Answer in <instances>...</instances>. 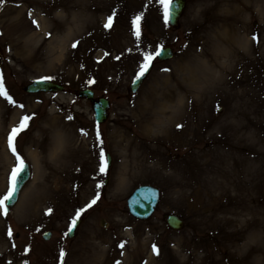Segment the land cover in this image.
Instances as JSON below:
<instances>
[{
    "label": "rangeland",
    "instance_id": "1",
    "mask_svg": "<svg viewBox=\"0 0 264 264\" xmlns=\"http://www.w3.org/2000/svg\"><path fill=\"white\" fill-rule=\"evenodd\" d=\"M185 1L171 27L164 23L169 4L163 0H0V92L11 97L0 95V197L21 161L31 170L16 205L0 211V264H61V250L62 264H264V0H231L224 8L217 0ZM80 3L97 12L70 8ZM232 5L238 45L229 48L233 61H220L221 72L206 59L219 49L217 16ZM109 15L113 21L105 28ZM164 47L172 58L155 57L147 79L131 93L144 57ZM246 65L254 72L250 93L249 82L242 89L237 81ZM35 79L65 90L26 94L23 87ZM83 88L109 100L103 124L94 122L91 103L76 96ZM162 95L171 98L168 104L158 103ZM163 109L156 125L154 113ZM25 116L33 119L15 138L14 152L8 137ZM50 120L63 122L75 145L89 150L68 171L70 187L61 197L52 186L51 134L44 130ZM150 122L155 125L146 135ZM33 139L42 143L39 150L30 146ZM115 140L130 141L134 152L122 157ZM101 149L110 168L97 189ZM141 185L159 191L146 221L132 218L126 205ZM97 191L101 198L67 238L76 210ZM168 214L183 220L181 230L167 227Z\"/></svg>",
    "mask_w": 264,
    "mask_h": 264
},
{
    "label": "bare ground",
    "instance_id": "2",
    "mask_svg": "<svg viewBox=\"0 0 264 264\" xmlns=\"http://www.w3.org/2000/svg\"><path fill=\"white\" fill-rule=\"evenodd\" d=\"M216 1V0H215ZM219 1L221 7H227L229 6L231 0H217ZM228 3V4H227ZM72 9L80 10L81 13H87L92 8L84 6L83 4H72ZM234 6H230L228 10L222 9V15L219 17L217 16L218 20L217 23L221 24L218 31H215L214 35V42L218 43V50L213 51L211 54L207 55L206 61L208 63L213 62V65H215L219 71L224 72L225 66L222 65L220 62L222 59H230L234 60L232 58L231 48L235 45H238V41H234V37L236 36L235 32V24L239 21V18L237 17L236 13H238L236 10H232ZM230 9L232 11H230ZM235 9V8H234ZM93 10V9H92ZM93 12H97V10H93ZM236 12V13H235ZM241 33V32H240ZM244 37V35H243ZM223 46H226L225 48H222ZM230 48V50H229ZM247 68V69H246ZM229 67H227V70ZM226 70V71H227ZM253 68L246 65L243 67V70L238 75L237 81L238 86H240L242 89L245 87V85L249 82L248 90L249 93L253 90V85L250 84V79L253 77ZM262 79L264 84V67L262 70ZM264 98V93H263ZM262 98V99H263ZM170 97L166 95H162L158 103L162 104H168V101H170ZM168 100V101H167ZM155 104L154 100L151 101ZM262 109L264 112V100H262ZM155 115H157L155 118L156 125L160 118L164 117L166 114L165 109L161 110L160 112H155ZM21 114H17L16 119ZM160 117V118H159ZM145 124V123H144ZM155 125V123L145 124L144 126V134L150 135L151 134V125ZM11 129V128H10ZM9 129L6 130V132L3 135V139H1V143L4 147V150L8 147V142L5 139L7 134L9 133ZM47 135L51 134V137H49V141L47 144L48 149H51V159L55 163L54 166V179H53V189L55 192V196L61 197L63 193L67 192L70 187V177L68 171L74 170L76 168L79 161L82 159L81 154H84L86 151H89L87 147H82L81 144L75 145L77 142L76 139L70 135V138L68 136V133L66 132V128L62 123H60L58 120H50L49 122H46V128H44ZM131 142L127 140V142H122L120 140H115L114 147L116 149L120 148L123 152L122 157H127V154L131 151L134 152ZM260 144L262 147V156L264 157V124L261 126L260 130ZM42 143L39 141V139H33L30 142V146L33 147L34 150H39ZM46 149V148H45ZM43 202V199H39L37 201V205L39 206ZM242 213L238 212L237 215H240ZM258 247V245H256ZM261 247L252 249L251 252L260 253ZM253 264H256L253 262Z\"/></svg>",
    "mask_w": 264,
    "mask_h": 264
},
{
    "label": "water",
    "instance_id": "3",
    "mask_svg": "<svg viewBox=\"0 0 264 264\" xmlns=\"http://www.w3.org/2000/svg\"><path fill=\"white\" fill-rule=\"evenodd\" d=\"M185 1L184 0H174L171 2L169 10H168V20L169 25L175 26L179 17L182 14L184 8ZM161 54L158 56L159 60H168L172 57V52L170 49H163L160 51ZM150 67L145 75L135 83L132 82L130 85V90L135 92L142 81L145 79L147 74L149 73ZM134 81V80H133ZM24 91L27 93H55V92H62L63 86L43 81V80H35L29 85L24 88ZM81 98L88 99L93 103V110H94V118L97 123H102L107 118V109L109 107V103L104 98H99L95 100L93 98V92L90 90H81L78 94ZM30 178V171L26 166L23 168V172L20 175L16 176L15 178V191L13 196L9 201H6V206L11 208L17 201L18 195L22 187L27 183L28 179ZM158 201V191L151 187H142L136 190L133 195L128 200L129 212L135 218L139 220L147 219L154 211ZM80 221H78L77 226L79 225ZM166 224L172 230H180L182 228V221L174 216L169 215L166 217ZM75 226V228L77 227ZM75 228L72 232L68 233V237L71 238L74 235ZM43 239H48L50 237V233L43 234Z\"/></svg>",
    "mask_w": 264,
    "mask_h": 264
},
{
    "label": "snow or ice",
    "instance_id": "4",
    "mask_svg": "<svg viewBox=\"0 0 264 264\" xmlns=\"http://www.w3.org/2000/svg\"><path fill=\"white\" fill-rule=\"evenodd\" d=\"M163 2H165V4H171V0H163ZM139 19V18H138ZM107 23H105L104 27L105 28H109L112 24L113 21V17L111 15H109L107 17ZM169 22L168 20V13L167 11L165 12L164 15V23L167 24ZM35 23V22H34ZM252 39L254 41L258 42L257 36L253 35ZM73 47H76V44L73 43L72 45ZM161 52L159 50V48H157V50L155 51V56H153L152 54H148L144 57V62L140 65V70L135 74V79H134V83L138 80H140L145 73L148 71L151 62L155 59L156 56H160ZM117 59H119V57H117ZM164 71H168V69H163ZM46 79H49L46 77ZM90 83H92V81H90ZM0 95H3L5 99H7L9 102H11V97L8 96L6 93L0 92ZM20 107H23V105H20ZM33 119L32 116H25L23 117L22 121L20 122L19 127H14L8 137V141H9V147L15 152V147H14V142H15V138H17L21 132L26 131L29 128V121H31ZM68 119H72L71 117H68ZM177 127H180V125H178ZM99 139V134L98 137ZM19 159V157H18ZM99 167H98V172L100 174V182H98L96 184V188L100 189L102 187L103 184V177L105 175H107L109 173V161L106 159L105 157V152L101 149L100 153H99ZM23 161L20 162V166L18 169H14L13 171V176H18L20 175L21 172H23ZM15 191V181L13 180L12 182H10L9 188H8V192L7 194H5L4 196L0 197V211H3L6 213L7 209L5 207V202L9 201L11 199V197L13 196V193ZM101 198V194L99 191L95 192L93 199L86 203V205L83 208H78L76 210L75 213V217L71 220V224L68 227V232H72L75 228V226H77L78 223V219L81 217L82 213H84L87 209L92 208L94 205L97 204L98 200ZM49 211H51V209H49ZM67 235V233H66ZM120 247H123V243H121L119 245ZM153 251L156 252V246L155 244H153ZM65 255V253L63 252V250H61L60 252V256H61V264H62V258ZM116 264H119V261L116 262Z\"/></svg>",
    "mask_w": 264,
    "mask_h": 264
}]
</instances>
